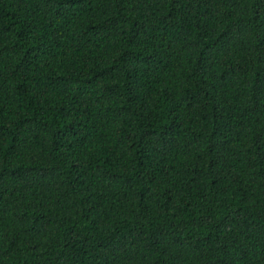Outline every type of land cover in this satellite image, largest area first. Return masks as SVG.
<instances>
[{"label":"trees","instance_id":"trees-1","mask_svg":"<svg viewBox=\"0 0 264 264\" xmlns=\"http://www.w3.org/2000/svg\"><path fill=\"white\" fill-rule=\"evenodd\" d=\"M0 264H264V0H0Z\"/></svg>","mask_w":264,"mask_h":264}]
</instances>
